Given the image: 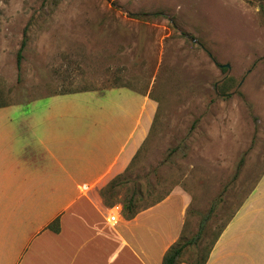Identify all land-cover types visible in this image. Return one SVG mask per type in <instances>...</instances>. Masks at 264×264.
I'll return each instance as SVG.
<instances>
[{
  "label": "rangeland",
  "instance_id": "obj_1",
  "mask_svg": "<svg viewBox=\"0 0 264 264\" xmlns=\"http://www.w3.org/2000/svg\"><path fill=\"white\" fill-rule=\"evenodd\" d=\"M109 86L157 108L104 202L126 216L130 197L137 209L166 201L186 239L215 204L188 263L264 172V16L247 0H0V104Z\"/></svg>",
  "mask_w": 264,
  "mask_h": 264
},
{
  "label": "crops",
  "instance_id": "obj_2",
  "mask_svg": "<svg viewBox=\"0 0 264 264\" xmlns=\"http://www.w3.org/2000/svg\"><path fill=\"white\" fill-rule=\"evenodd\" d=\"M156 108L125 86L0 106V264L162 263L181 230V209L173 223L166 201L131 217L104 202L107 185L149 136ZM205 264H264V172Z\"/></svg>",
  "mask_w": 264,
  "mask_h": 264
},
{
  "label": "trees",
  "instance_id": "obj_3",
  "mask_svg": "<svg viewBox=\"0 0 264 264\" xmlns=\"http://www.w3.org/2000/svg\"><path fill=\"white\" fill-rule=\"evenodd\" d=\"M249 2H255L259 8L260 11L262 13V15L264 16V0H247ZM135 17H141L144 16L143 15H137L134 14ZM25 44V40L23 39L21 41V45L19 46L17 52H16V65L17 68H20V62L22 59V50ZM222 70H226L227 69V65L223 64L220 65ZM10 103H2L0 104V106H4V105H8ZM129 167V166H128ZM127 167V168H128ZM126 168V169H127ZM125 169V170H126ZM120 176V175H119ZM115 177L113 180H111V182L107 185V189H112L116 182H117V178L119 177ZM155 203V202H154ZM153 204V203H151ZM123 211L126 214L127 217H131L135 214V212L137 211V208L134 205V200L132 197H130L129 199H127V201L125 203H123ZM215 209V204H212L207 212L205 213V215L201 218V220L198 223V229L196 231V233L190 237V238H183L182 236H179L170 246L169 248L166 250V252L163 255L162 258V263L161 264H178L180 262V257L183 254V252L190 246H199L200 243L203 242L204 240V235H205V231L207 228V220L210 218V215L212 214V212ZM234 213L230 214L229 217L227 218V220L221 225V227L219 228L218 232L215 234L213 240L210 242V244L208 245V248L206 250V252L202 255H200L198 253V251H196V254L193 258L192 261L188 262L189 264H205L208 254L212 248V246L214 245L216 239L218 238V236L220 235L221 231L223 230V228L225 227V225L229 222V220L232 218ZM56 222V221H55ZM54 223V222H53Z\"/></svg>",
  "mask_w": 264,
  "mask_h": 264
},
{
  "label": "built area",
  "instance_id": "obj_4",
  "mask_svg": "<svg viewBox=\"0 0 264 264\" xmlns=\"http://www.w3.org/2000/svg\"><path fill=\"white\" fill-rule=\"evenodd\" d=\"M116 220V216H115V214H111V215H109V217H108V221H115Z\"/></svg>",
  "mask_w": 264,
  "mask_h": 264
}]
</instances>
